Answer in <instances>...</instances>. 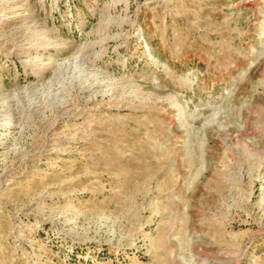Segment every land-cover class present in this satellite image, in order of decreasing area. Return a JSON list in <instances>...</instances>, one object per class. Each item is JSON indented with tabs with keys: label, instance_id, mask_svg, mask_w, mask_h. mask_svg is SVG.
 <instances>
[{
	"label": "rangeland",
	"instance_id": "rangeland-1",
	"mask_svg": "<svg viewBox=\"0 0 264 264\" xmlns=\"http://www.w3.org/2000/svg\"><path fill=\"white\" fill-rule=\"evenodd\" d=\"M0 264H264V0H0Z\"/></svg>",
	"mask_w": 264,
	"mask_h": 264
}]
</instances>
